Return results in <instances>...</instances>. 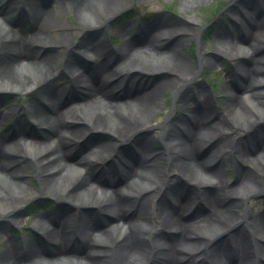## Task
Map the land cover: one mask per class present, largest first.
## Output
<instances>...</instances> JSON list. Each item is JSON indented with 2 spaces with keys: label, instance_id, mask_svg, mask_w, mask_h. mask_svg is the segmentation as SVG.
Instances as JSON below:
<instances>
[{
  "label": "bare ground",
  "instance_id": "1",
  "mask_svg": "<svg viewBox=\"0 0 264 264\" xmlns=\"http://www.w3.org/2000/svg\"><path fill=\"white\" fill-rule=\"evenodd\" d=\"M21 1L0 0V94L37 96L25 101L23 117L11 125L14 134L3 135L6 115L0 116V217L12 224L27 202L43 198L62 197L73 208L95 209L76 217L67 211L61 223L51 221V212H38L35 232L21 237L23 257L31 264H145L152 253L151 264H264V211L247 219L237 210L264 188L237 166L245 158L231 135L233 127L248 130L264 118V58L246 57L249 66L227 82L225 107L217 111L208 94L190 86L196 71L179 54L198 36L191 28L194 17L168 28L153 19L137 37L111 51L101 44L102 29L127 8V0H67L60 7L63 14L71 11L75 20H83L81 25L99 33L80 51L59 11L31 0L26 22L15 12ZM198 2L182 0L179 5L188 10ZM261 2L239 11L238 19L227 16L230 23L233 19L232 29L225 28L223 35L216 31L214 51L198 53L201 65L211 67L219 56L232 59L236 55L225 53L236 47L248 52L264 38L262 22L256 19H264ZM96 15L105 23L97 22ZM232 36L238 41L233 50L221 47ZM158 42L169 43L165 57ZM59 50L66 55L58 68ZM133 73L159 74L160 79L142 91V81ZM113 84L120 88L117 92ZM167 91L173 92L179 108L162 123L168 131L162 146L156 150L149 139L137 144L130 157L121 152L118 145L151 127ZM68 101L74 106L68 108ZM88 129L105 132L111 141L72 157ZM160 151L168 155L162 172L168 178L154 168L164 157ZM247 153L264 170V143ZM226 163L235 175L230 184L223 179ZM34 174L38 180L32 189L26 183ZM178 180L187 185V196H164L165 190L176 191ZM191 209L192 216L184 217ZM240 219L254 232L247 236L238 227L228 242L221 239L205 247L214 234L229 231ZM45 247L53 250L51 259L41 255ZM17 249L3 250L0 264H23Z\"/></svg>",
  "mask_w": 264,
  "mask_h": 264
},
{
  "label": "rangeland",
  "instance_id": "2",
  "mask_svg": "<svg viewBox=\"0 0 264 264\" xmlns=\"http://www.w3.org/2000/svg\"><path fill=\"white\" fill-rule=\"evenodd\" d=\"M28 1L31 0H22L15 12H21L23 14L21 7L25 8V12L32 14V9ZM46 4L49 9L55 10L59 13L60 19L65 23L66 26L71 31L70 38L73 41L74 45H77V48L82 51L87 49V43L95 41L99 36L97 30L87 29L85 25H81L80 22L74 18V15L71 11L64 13L61 11L67 0H41ZM182 0H127L128 6L124 9L115 19L106 25L102 29V39L101 44L106 47L108 50H115L121 47L128 38L138 36L142 30V26L145 23L151 22L153 19L157 20V23L160 27L168 28L175 24H186L190 18L194 17L197 21L191 25V28L194 29L198 36L183 45V48L179 50V54L183 57L185 62H187L195 71L196 75L190 84L193 89H201L205 94L212 99V103L217 111H221L225 107V95L224 87L228 85L229 80H237V73L239 68L248 67L249 61L246 58L248 55H251L256 58H264V38H261L254 47L250 48L249 51L240 50L239 47H236L237 50L232 52H226V55H236L235 57L227 58L223 56L216 57L215 63L213 66L209 67L208 65H201L199 63V51L211 53L214 51L215 45V36L216 31L219 30L221 35L224 34L225 28L232 29L231 18L230 22L227 21V16L232 15L234 19L239 18V11H246L247 6H254L257 3L261 4L263 0H199L198 4L188 10H183L179 3ZM24 5V6H23ZM15 12L13 13L15 15ZM97 17V18H96ZM25 18V17H23ZM96 21L99 23H105V19L99 16H95ZM99 18V19H98ZM256 19L261 23L262 28L264 29V19L261 16H256ZM226 20V25L223 24ZM238 22V21H237ZM237 22L234 21V24L237 25ZM109 40L112 44L109 43ZM225 43L221 47H226L225 49L231 48L232 45L238 44L237 39L232 37L225 38ZM198 43L202 44V47H199ZM242 44H247L241 42ZM156 45H159L161 48L159 52L162 57H165L166 50L168 49V42H158ZM144 48H140L143 50ZM89 50V49H88ZM230 50H233L232 48ZM244 51V52H243ZM60 58L57 62V67L64 60L66 52L64 50L58 51ZM246 53V55H244ZM224 54V55H225ZM91 59H95L93 56ZM97 61V60H94ZM262 63V62H261ZM92 65L96 66L94 62ZM57 74V71L55 72ZM131 76H135L136 79L142 81L141 90L148 91L150 90L155 83L160 79L159 74H138L133 73ZM129 75V76H130ZM123 85L125 86L126 81L123 80ZM113 90L117 92L120 88H117L113 84ZM260 87L259 90H261ZM127 91H130V88H126ZM172 91H167L163 93L160 97L161 103L159 104V112L155 114L151 121V127L139 131L133 135L126 142L118 145V148L122 150L121 152H127L126 154L130 156L135 152L136 145L141 143H147V140H152L153 146L158 150L162 146V141L168 135L167 129L162 126L164 119L170 113H175L179 107H175L173 103ZM37 95L33 92L28 94H12V93H1L0 94V116L6 115V120L3 122V135L8 136L14 134L11 129V125L14 124L20 117H23L25 110L24 105L27 99H34ZM264 100V99H260ZM73 101L67 102V107L71 108L74 106ZM260 104V103H259ZM30 122L34 123L32 118L28 119ZM29 129V127H27ZM36 128H34L35 133ZM37 131V130H36ZM22 132V131H21ZM232 138L237 145V150L240 155H244V160L239 161L238 167L244 173H251L252 177L255 178L258 185L264 188V170L259 171L258 168L249 160L248 150L252 148H259L261 143H264V118L258 121L256 124L248 130H241L232 128L231 132ZM16 137V136H15ZM17 138V137H16ZM111 141V137L103 131L88 129L84 139H78L77 144L74 147L75 153L72 157H76L78 152L85 153L88 148L92 145H95L100 142ZM259 143V146L257 145ZM256 150V149H255ZM254 150V151H255ZM163 158L158 161L154 168L159 170V176L162 178H168L166 172L162 173L167 166L166 158L167 153L164 154ZM135 154V153H134ZM105 154L103 153L102 156ZM166 156V157H165ZM253 158V157H251ZM224 181L227 183H232L235 180L234 172L229 163L224 165ZM39 174V173H38ZM32 177L28 180L26 185L29 188H35L37 186V174L31 175ZM177 182V183H176ZM183 180L175 181L176 191L170 189L165 190L164 196L170 198L172 194H176L177 199L181 197H186L188 192V187ZM165 188V187H164ZM178 189V190H177ZM170 191V192H169ZM175 192V193H173ZM197 195V193H196ZM179 196V197H178ZM72 204L64 202L62 197L56 199L43 198L39 200H33L26 203V205L14 215V221L11 224L10 221H6L5 217H0L1 224H3V230L0 234V254L3 250H6L8 247L20 248L18 250L17 256L22 258L23 264H31L28 262V259L23 257L24 248L20 246V240L23 235H29L32 231L35 232L34 219L37 218V214L40 213H50L51 212V221L52 219L56 222H62V215H65L68 212H73V217L80 216L84 210V215L88 214L89 211L94 208L90 206H82L81 208H73ZM195 207V206H194ZM238 212L240 216L244 218H251L264 211V193L255 194L249 198L245 203H240L238 206ZM35 211L34 215H31V212ZM88 211V212H87ZM193 210H188L184 213V217L189 218L192 216L191 212ZM38 214V215H39ZM78 221V219H77ZM238 227L247 235L253 233V228L250 225L245 224L241 219L238 222V225L232 227L229 231H223L220 233L214 234L211 239H208L205 247L212 246L217 244L221 239L224 241H229V235L234 232ZM248 236V235H247ZM73 242V241H72ZM70 245L72 243H69ZM151 251V250H150ZM43 253V254H42ZM41 255L47 259L53 257V250L50 247H45L42 250ZM154 258V254L150 253L147 256V262L145 264H151V261Z\"/></svg>",
  "mask_w": 264,
  "mask_h": 264
}]
</instances>
